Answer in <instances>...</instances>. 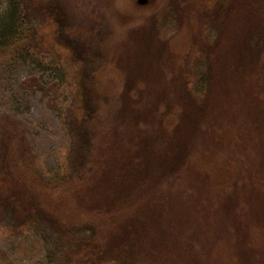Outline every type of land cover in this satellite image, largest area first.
I'll use <instances>...</instances> for the list:
<instances>
[{"label":"rangeland","instance_id":"rangeland-1","mask_svg":"<svg viewBox=\"0 0 264 264\" xmlns=\"http://www.w3.org/2000/svg\"><path fill=\"white\" fill-rule=\"evenodd\" d=\"M233 1L0 0V167L23 140L41 178L0 175V264L89 261L96 227L101 264L122 247L126 264H264V48L246 62L264 0ZM48 20L63 56L34 38Z\"/></svg>","mask_w":264,"mask_h":264},{"label":"trees","instance_id":"trees-1","mask_svg":"<svg viewBox=\"0 0 264 264\" xmlns=\"http://www.w3.org/2000/svg\"><path fill=\"white\" fill-rule=\"evenodd\" d=\"M236 1V0H235ZM235 1H233V3H235ZM230 6V5H229ZM227 7V9L222 8V20L225 21L227 19V17L223 18L224 16L230 15L232 13L233 8L231 7ZM220 8L217 6L216 8V12L214 14L215 19H219V16L221 14L220 12ZM44 25H40L38 27V30L35 32H33L34 38L40 41V42H45L48 41L49 43L53 44V46L55 47V51L58 53L59 56H63L65 55V50L63 47H61L58 43L53 42L52 40V23L50 22V20H48V22L43 23ZM58 30V28L56 29V31ZM51 31V32H50ZM260 34L264 35V29H262L261 32H259ZM260 41L257 42V46L256 49L253 50V59L248 60L246 62H253L254 60L257 59L260 51L264 48V36H259ZM246 52H248V49L246 50ZM58 56V57H59ZM190 94V93H189ZM192 97V95H190ZM195 124V121H194ZM197 124V123H196ZM199 124V123H198ZM184 130L185 128L182 126H180L179 128H177L176 132L173 135H164L163 137V144L169 146V143H173V140L175 142V145H171L169 147H171L170 151L174 152V163L176 166H179L178 164L181 162L182 164V159H181V155L183 153V146H181L182 141H183V134H184ZM175 136V137H174ZM173 138V139H170ZM25 144V142H23V140L20 141V148H17L16 151H19V157L17 158V160L19 161L17 165H14V163H3L0 167V175H1V179L2 181L5 180L4 178H11L13 176H16L17 178H25L23 175H26V177H30L32 179L37 180L38 182H41L39 179L40 175L38 174V170L35 167L33 161H31L30 158V152L28 150V148H24L23 145ZM174 144V143H173ZM135 161V160H134ZM5 162V161H4ZM180 164V165H181ZM138 166V165H136ZM19 171H22V173H20ZM4 182V181H3ZM128 183V182H127ZM121 185H124V187L126 189H130V184L128 183V185L125 183V181H122ZM54 191V190H53ZM121 189L118 187V189H116L114 191V193H111L112 196V200L115 206L116 211H120V219H122V221L128 222L131 216H135V214H133L132 209L130 208V202H128L129 200L127 199V197H121V193H120ZM128 195V194H126ZM136 213V212H134ZM139 213V212H138ZM137 213V214H138ZM140 216H138L139 218ZM119 219V223H116L117 221L113 219H107V224H111L112 228L114 226V228L116 229L117 227L120 226V222L122 224V221H120ZM140 219H142L144 221V219L142 217H140ZM130 223V222H128ZM127 223V224H128ZM140 224L139 221L134 222V226L133 229L137 228L138 225ZM59 227V225H57ZM83 227H87L86 225H84ZM127 227V226H126ZM57 231H59V229H56ZM60 232V231H59ZM65 233H63V237L67 234H74L76 232L72 231L69 233H66V230H64ZM99 236V231L98 228L96 227V245L95 243L92 241V239H89V241H85V246L90 245L91 248H93L95 246L96 251L94 250L93 254H92V258L93 259H89V261L86 262H81V260H77L76 263L79 264H101V258L103 256V252H102V246L100 245V241L97 240V237ZM127 247H122L119 248V250H117L115 253H110V261L108 264H126L127 261V257L129 254V250L126 249ZM66 260H68V263H72L74 262V259L72 258L71 260L66 258ZM66 263V262H65Z\"/></svg>","mask_w":264,"mask_h":264},{"label":"water","instance_id":"water-1","mask_svg":"<svg viewBox=\"0 0 264 264\" xmlns=\"http://www.w3.org/2000/svg\"><path fill=\"white\" fill-rule=\"evenodd\" d=\"M146 2L147 0H138V3H141V4L146 3Z\"/></svg>","mask_w":264,"mask_h":264}]
</instances>
